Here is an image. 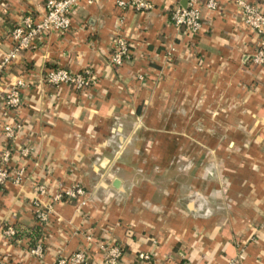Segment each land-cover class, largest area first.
I'll return each mask as SVG.
<instances>
[{
    "label": "crops",
    "instance_id": "obj_1",
    "mask_svg": "<svg viewBox=\"0 0 264 264\" xmlns=\"http://www.w3.org/2000/svg\"><path fill=\"white\" fill-rule=\"evenodd\" d=\"M150 1L138 12L82 0L67 33L48 34L1 72L0 152L11 149L10 171L25 170L21 185L0 186L2 264H56L78 250L101 264L105 243L121 248L118 264H230L239 251V264H264V66L250 63L254 38L231 3L203 9L190 36L169 19L188 0ZM45 2L0 0V59L9 31L39 19ZM118 35L129 60L112 67ZM54 68L90 71L96 84L50 86L44 74ZM16 79L26 86L6 140L3 99ZM38 184L79 185L85 205L41 197ZM36 199L50 207L43 224ZM37 244L41 257L30 255Z\"/></svg>",
    "mask_w": 264,
    "mask_h": 264
},
{
    "label": "built area",
    "instance_id": "obj_2",
    "mask_svg": "<svg viewBox=\"0 0 264 264\" xmlns=\"http://www.w3.org/2000/svg\"><path fill=\"white\" fill-rule=\"evenodd\" d=\"M82 0H46L43 13L39 19L31 16H25L20 19L8 34L11 43V50L0 59V74L10 66L18 55L27 50L36 42L44 41L48 34L67 33L71 27V14L73 9L79 5ZM87 4H91L93 0H85ZM170 3L172 0H165ZM231 3L239 11L242 21L250 30L255 41V50L250 55V63L256 66H264V0H188L186 7L174 5L170 10V22L173 26L182 29L186 34L196 35L202 28V10L215 11L221 8L222 4ZM115 7L120 11L132 9L134 11L148 12L152 10L153 3L150 0H114ZM122 21V18H120ZM114 53L110 58L112 67H119L127 61L129 57V43L118 35L114 40ZM44 81L53 87L68 86L74 91L85 92L90 90L96 84V77L87 70L79 73H72L64 68H54L45 71ZM22 79H16L5 90L3 99V116L6 118L2 127V133L6 140L14 137L19 125L12 122L11 114L18 110L22 104V90L25 87ZM11 149L4 147L0 152V186L4 185L7 180L13 181L15 185H21L25 177L24 168H17L10 171L8 162L10 159ZM28 148L20 149L21 156L26 157ZM36 191L41 197H46L53 202L66 199L76 201L79 207L85 205L84 197L87 195L85 190L79 185H73L67 189H60L55 192H48L43 184L36 185ZM35 207L34 215L36 220L43 224L47 222L50 207L43 206L38 199L33 203ZM15 230L12 227H6L2 230V235L8 241H14ZM90 241V237H88ZM102 252L101 264H118L122 252L116 243H105L99 246ZM42 246L37 244L30 250V255L35 257L42 256ZM140 259H150L147 254L140 253ZM243 251H239L237 257L230 264H239L243 261ZM0 264L2 260L0 259ZM56 264H86L85 250L75 251L65 257H59Z\"/></svg>",
    "mask_w": 264,
    "mask_h": 264
},
{
    "label": "trees",
    "instance_id": "obj_3",
    "mask_svg": "<svg viewBox=\"0 0 264 264\" xmlns=\"http://www.w3.org/2000/svg\"><path fill=\"white\" fill-rule=\"evenodd\" d=\"M128 49H130V47H128ZM129 60V57H128V59H127V61ZM126 62V61H125ZM17 234V233H16ZM16 234H15V238H16ZM37 236V235H36Z\"/></svg>",
    "mask_w": 264,
    "mask_h": 264
},
{
    "label": "water",
    "instance_id": "obj_4",
    "mask_svg": "<svg viewBox=\"0 0 264 264\" xmlns=\"http://www.w3.org/2000/svg\"><path fill=\"white\" fill-rule=\"evenodd\" d=\"M182 7L185 8L186 6H184V4H183ZM115 185H117V182H115Z\"/></svg>",
    "mask_w": 264,
    "mask_h": 264
}]
</instances>
